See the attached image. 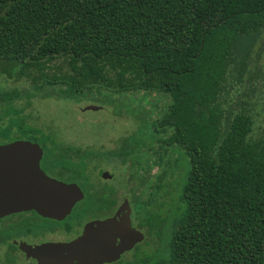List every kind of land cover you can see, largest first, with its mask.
Returning a JSON list of instances; mask_svg holds the SVG:
<instances>
[{
	"label": "trees",
	"instance_id": "1",
	"mask_svg": "<svg viewBox=\"0 0 264 264\" xmlns=\"http://www.w3.org/2000/svg\"><path fill=\"white\" fill-rule=\"evenodd\" d=\"M263 52L264 0H0V131L22 124L20 99L164 97L150 122L132 110L140 127L121 140L165 243L138 263L264 264ZM159 167L183 206L168 237Z\"/></svg>",
	"mask_w": 264,
	"mask_h": 264
},
{
	"label": "flooded vegetation",
	"instance_id": "2",
	"mask_svg": "<svg viewBox=\"0 0 264 264\" xmlns=\"http://www.w3.org/2000/svg\"><path fill=\"white\" fill-rule=\"evenodd\" d=\"M27 107H16L24 109L15 113L22 124L12 125L7 138L0 131V147L18 142H28L36 147L43 177L69 187L70 191L62 196L73 201L69 212L59 218L42 217L33 209H20L0 218V264H36V260L27 258L20 250V244L33 248L43 244L68 245L80 238L90 223L110 219L120 222L127 218L131 228L142 234L143 240L129 251H118L116 261L104 264H129V258L138 259L150 252L155 255L157 250L152 249L159 241L158 230H150L152 225L142 205L145 188L139 189L136 185L129 188L127 144L121 140L66 142L60 133L55 141H51L46 136L48 133H44V126L29 124L30 119L24 114ZM7 124L2 123L1 129ZM79 193L82 194L80 200ZM120 245L121 240L117 239L114 249Z\"/></svg>",
	"mask_w": 264,
	"mask_h": 264
},
{
	"label": "water",
	"instance_id": "3",
	"mask_svg": "<svg viewBox=\"0 0 264 264\" xmlns=\"http://www.w3.org/2000/svg\"><path fill=\"white\" fill-rule=\"evenodd\" d=\"M98 109L87 107L84 111ZM37 153L39 150L28 142L0 147V218L20 209H33L50 218L69 212L73 200L62 196L70 191L69 187L43 177ZM79 194L78 200L82 199ZM117 239L121 245L114 249ZM142 240V234L131 228L128 218L120 222L110 219L88 224L83 235L68 245L33 248L20 244L19 248L36 264H104L116 261L118 251H129Z\"/></svg>",
	"mask_w": 264,
	"mask_h": 264
},
{
	"label": "rangeland",
	"instance_id": "4",
	"mask_svg": "<svg viewBox=\"0 0 264 264\" xmlns=\"http://www.w3.org/2000/svg\"><path fill=\"white\" fill-rule=\"evenodd\" d=\"M260 66L264 70V52L261 54ZM4 86L0 79V88ZM14 86L15 83L12 82H8L6 85L8 89H13ZM16 88L20 89L21 86L16 85ZM91 94L98 99L99 95L95 90ZM100 94L103 96L110 95L104 90H100ZM94 98L90 100L82 99L80 102L72 96L66 101L55 98H48L43 101L32 100L29 102L24 114L29 117L30 125L34 127L44 126V133H48L46 136L51 141H55L59 137L58 133H60L63 141L66 142H119L137 132L140 127V122L131 113L132 110L142 108L149 116L147 121L150 122L158 117L165 105L164 97H160L155 93L115 94L111 99L99 98L101 101L113 100V104L110 105L101 104ZM23 105H26L24 99L14 103L17 108ZM87 107L99 109L97 111H84ZM258 112H262V114L258 116L259 118L257 117L258 120L255 124L257 134L260 133L261 128L264 129V113L261 108L258 109ZM154 148L157 151L159 146L156 145ZM165 170L161 167L153 170L150 182L156 180L158 187H160V204H163L161 208L162 218L167 220L171 215L167 224L162 228L166 237H168L170 229L173 228L177 219L183 213V206L179 201L181 194L177 185L179 179L176 174L172 177L168 175L166 178L163 174ZM135 185L136 182L131 180L129 176V188L131 189ZM164 244V238H162L155 244L152 251L159 250L160 253H163ZM150 253L146 255L151 256ZM140 260L141 257L138 259L129 258L128 263L139 264Z\"/></svg>",
	"mask_w": 264,
	"mask_h": 264
}]
</instances>
